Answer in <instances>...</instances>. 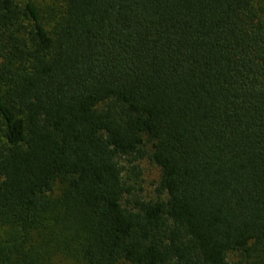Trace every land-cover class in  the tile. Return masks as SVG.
I'll return each instance as SVG.
<instances>
[{"label":"trees","instance_id":"obj_1","mask_svg":"<svg viewBox=\"0 0 264 264\" xmlns=\"http://www.w3.org/2000/svg\"><path fill=\"white\" fill-rule=\"evenodd\" d=\"M0 264H264V0H0Z\"/></svg>","mask_w":264,"mask_h":264},{"label":"rangeland","instance_id":"obj_2","mask_svg":"<svg viewBox=\"0 0 264 264\" xmlns=\"http://www.w3.org/2000/svg\"><path fill=\"white\" fill-rule=\"evenodd\" d=\"M36 2L42 8V10H47L52 0H36ZM136 173H138L137 177H135ZM128 176L134 177L138 182L137 186H141V188L144 190L143 193L147 194L152 191L153 183L157 180L158 169L151 165L148 160H143L139 164L138 168H130V173ZM229 257L233 258L234 256L233 254H230Z\"/></svg>","mask_w":264,"mask_h":264}]
</instances>
